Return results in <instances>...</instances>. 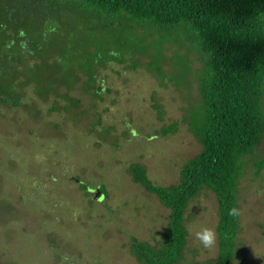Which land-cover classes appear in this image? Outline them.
<instances>
[{
	"label": "rangeland",
	"instance_id": "obj_1",
	"mask_svg": "<svg viewBox=\"0 0 264 264\" xmlns=\"http://www.w3.org/2000/svg\"><path fill=\"white\" fill-rule=\"evenodd\" d=\"M149 31L143 43L128 41V28L117 37L114 31L97 32L105 44L110 41L112 53L117 45L119 50V59L98 69L102 97L80 83L70 91L76 106L64 107V99L34 104L30 88L19 105L0 102V263L145 264L129 236L162 246L170 209L134 181L130 167L139 162L155 182L169 185L201 151L190 120L201 103L203 60L192 41L172 39L164 42L158 64L152 54L161 30ZM87 42L81 37V53L104 43ZM148 44L145 53L131 51ZM243 163L233 264H264V133ZM187 216V264H215L216 194L205 188ZM201 227L215 230L212 247L196 239Z\"/></svg>",
	"mask_w": 264,
	"mask_h": 264
},
{
	"label": "trees",
	"instance_id": "obj_2",
	"mask_svg": "<svg viewBox=\"0 0 264 264\" xmlns=\"http://www.w3.org/2000/svg\"><path fill=\"white\" fill-rule=\"evenodd\" d=\"M127 28L128 41L137 43L146 41L148 30H161L152 54L156 60L164 42L172 39L192 41L203 60L201 103L190 120L201 151L183 164L179 181L169 185L155 182L145 165L131 164L134 181L170 209L162 246L130 235L133 251L145 264H187L188 208L208 188L217 196L220 214L215 264H233L243 159L264 133V0H0V102L19 105L30 88L38 97L34 104L64 99V107L76 106L70 91L80 83L102 97L98 69L119 59V50L116 42L112 53L110 41L105 44L104 34L97 32L114 31L117 37ZM81 37L87 45L104 43L81 53ZM232 208L239 214L229 215Z\"/></svg>",
	"mask_w": 264,
	"mask_h": 264
},
{
	"label": "clouds",
	"instance_id": "obj_3",
	"mask_svg": "<svg viewBox=\"0 0 264 264\" xmlns=\"http://www.w3.org/2000/svg\"><path fill=\"white\" fill-rule=\"evenodd\" d=\"M238 214L239 210L237 208H232L229 212V215L231 216H236ZM195 237L203 245V247L209 248L215 244L216 233L213 228L201 227L195 232Z\"/></svg>",
	"mask_w": 264,
	"mask_h": 264
},
{
	"label": "water",
	"instance_id": "obj_4",
	"mask_svg": "<svg viewBox=\"0 0 264 264\" xmlns=\"http://www.w3.org/2000/svg\"><path fill=\"white\" fill-rule=\"evenodd\" d=\"M104 197V193L99 189L98 192L96 193V198L101 199Z\"/></svg>",
	"mask_w": 264,
	"mask_h": 264
}]
</instances>
